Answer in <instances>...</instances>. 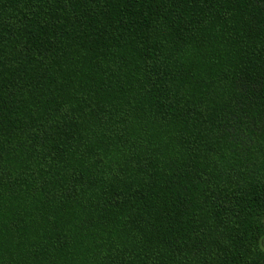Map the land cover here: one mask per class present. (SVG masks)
Masks as SVG:
<instances>
[{
	"label": "trees",
	"instance_id": "obj_1",
	"mask_svg": "<svg viewBox=\"0 0 264 264\" xmlns=\"http://www.w3.org/2000/svg\"><path fill=\"white\" fill-rule=\"evenodd\" d=\"M0 264H264V0H0Z\"/></svg>",
	"mask_w": 264,
	"mask_h": 264
}]
</instances>
